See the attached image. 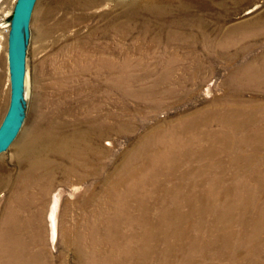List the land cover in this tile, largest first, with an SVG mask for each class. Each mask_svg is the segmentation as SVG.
I'll return each mask as SVG.
<instances>
[{"label": "rangeland", "instance_id": "obj_1", "mask_svg": "<svg viewBox=\"0 0 264 264\" xmlns=\"http://www.w3.org/2000/svg\"><path fill=\"white\" fill-rule=\"evenodd\" d=\"M15 2L0 0V123ZM263 22L264 0H38L27 116L0 153L13 180H0V223L12 209L30 263L264 264V87L244 78L263 62ZM234 28L239 48L216 54ZM191 116L201 127L177 146L143 148Z\"/></svg>", "mask_w": 264, "mask_h": 264}, {"label": "bare ground", "instance_id": "obj_2", "mask_svg": "<svg viewBox=\"0 0 264 264\" xmlns=\"http://www.w3.org/2000/svg\"><path fill=\"white\" fill-rule=\"evenodd\" d=\"M159 7V6H158ZM263 24H264V22H263ZM7 25H9V23H7ZM238 27V26H237ZM264 28V27H263ZM9 29V27H7V30ZM260 30V29H259ZM263 29H261V31H262ZM253 33V32H252ZM207 34V33H206ZM207 36H208V38H210V34H207ZM247 36V35H246ZM257 36V35H256ZM206 40H208V39H206ZM209 41V40H208ZM240 41H241V36H240V33H239V28L238 29H236V28H234V29H232V30H230L229 31V34H228V36L226 37V38H222V41L221 42H216L217 43V45H216V48L217 49H215V51H216V54H218V55H224V54H226V53H228L229 51H231V50H233V51H235V50H237L239 47V44H240ZM204 42H206V41H204ZM210 42V41H209ZM264 57V56H263ZM262 63H260V64H257V65H255V66H253V67H250L249 69H248V74H246V75H244V78L246 79V80H254V78H255V85H261L262 87H264V58L262 59ZM197 70H202V68H198ZM237 74L236 73H234L233 74V77H232V81H234V86H235V84H236V80H237ZM0 80H1V76H0ZM231 83H233V82H231ZM232 85V84H231ZM233 86V87H234ZM236 87V86H235ZM2 90V89H1ZM8 91V90H7ZM1 94V93H0ZM2 97H3V95H2ZM1 98V97H0ZM5 98H6V92H5ZM7 98H8V92H7ZM26 99H27V101H28V73H27V78H26ZM6 101H7V99H6ZM236 108V107H235ZM225 109V108H224ZM230 109V108H229ZM232 109V108H231ZM226 110V109H225ZM235 110V109H234ZM238 110V109H237ZM212 111V110H211ZM210 111V112H211ZM215 111H216V109H215ZM229 111V110H228ZM207 112V111H206ZM214 112V111H213ZM227 112V111H226ZM235 112V111H234ZM209 113V112H208ZM223 113V112H222ZM224 114V113H223ZM234 114V113H233ZM232 114V115H233ZM235 114H237V113H235ZM226 115V114H225ZM222 117V116H221ZM199 118V117H198ZM198 118H196L195 116H191V117H188V118H186L185 120H180V121H178L175 125H173V127L172 128H170L169 127V129L167 128V130H160L159 132H157L156 134L153 132L151 135H150V137L149 138H153V139H155V141L154 142H156V144H155V146L154 147H152V144L148 141V142H146V144L143 146V148H146V150H149L150 151V153H152V154H154L155 155V153H154V151L155 150H159V148L161 149V148H163L164 147V149H165V146H173L174 144H175V146H177L176 145V142H178V141H180L181 140V138L189 131V128L191 129V127L193 126V124H194V122H195V124H196V126H198V127H201L200 125H198L199 123H201L202 122V120L201 119H198ZM227 118V117H226ZM226 118H224V119H221L222 121H225V120H227ZM206 119V123L204 122L203 123V125H208V127L207 128H210L211 127V124H212V119L211 118H205ZM204 120V119H203ZM194 121V122H193ZM235 123V122H234ZM236 125V124H235ZM237 127V126H236ZM197 128V127H196ZM206 128V129H207ZM160 129H162V128H160ZM157 130H158V128H157ZM198 130V129H197ZM156 131V130H155ZM198 133V132H197ZM191 134V133H190ZM148 135V136H149ZM193 135V134H192ZM193 137V136H192ZM191 137V138H192ZM35 138H36V133H34V135L32 134V136H31V139H30V141L28 142V144L26 145H24V147L22 148V150L24 149V148H26L27 146L28 147H31L32 145H33V143H34V140H35ZM147 138V137H146ZM144 139V138H143ZM148 139V138H147ZM152 139V140H153ZM166 139V140H165ZM184 139H185V137H184ZM143 142V141H142ZM152 142V141H151ZM150 143V144H149ZM153 143V142H152ZM183 143V142H182ZM140 144H143V143H140ZM179 145V144H178ZM188 145H189V143H188ZM187 145V146H188ZM139 146H141V145H139ZM182 146H183V144H182ZM186 147V146H185ZM141 148V147H140ZM179 148V147H178ZM180 149V148H179ZM184 149V148H183ZM143 150V149H142ZM141 150V151H142ZM177 150V149H176ZM145 151V150H144ZM163 151V150H162ZM165 151H167V150H165ZM29 152H30V150L29 149H27L23 154L21 153V156L20 157H22L23 159H26L27 158V155L29 154ZM137 152H140V150H138ZM157 152V151H156ZM161 152V151H160ZM168 152V151H167ZM166 152V153H167ZM180 152H181V150H180ZM159 153V152H158ZM175 153V152H174ZM173 153V154H174ZM172 154V153H171ZM183 154V153H182ZM161 155V154H160ZM143 156V155H142ZM169 156H171V155H169ZM141 157V156H140ZM137 158H139V157H137ZM170 158V157H169ZM164 159V158H163ZM165 160H166V158H165ZM163 162H164V160H163ZM166 162V161H165ZM155 162L153 161V164H154ZM146 166V165H145ZM156 170V169H155ZM141 170H139V169H132L131 171L130 170H128L127 171V174L128 175H130L131 177L132 176H137V177H140L141 176V174H142V171L140 172ZM138 175H140V176H138ZM135 176V177H136ZM144 176H147V175H144ZM137 177H136V181H137ZM3 183H9V182H11V181H13L12 180V178H11V175H10V178H1L0 179ZM5 180H9V181H5ZM118 180H122V181H125V177H115L113 180H112V182L110 183V185L112 186V188L114 189V188H117V187H115L116 186V184H118L117 182H118ZM130 180V179H129ZM131 182H133V184H131V185H137V183H138V181L136 182L135 180H130ZM119 182H121V181H119ZM122 183V182H121ZM2 185V183H0V186ZM12 185H14L13 183H12ZM139 186V185H138ZM140 187V186H139ZM19 188V187H18ZM17 188V189H18ZM133 188H134V186H133ZM137 189V188H136ZM142 189V188H141ZM21 190V189H20ZM134 189H132V191H133ZM143 190H144V188H143ZM127 191L128 192H130L131 191V188H128L127 189ZM136 191V190H135ZM17 192L18 191H16V194H17ZM139 192V191H138ZM22 192H19V196H20V194H21ZM131 193V192H130ZM129 193V194H130ZM147 193V192H146ZM146 193L144 194L145 196H146ZM245 193V192H244ZM14 194H15V192H14ZM137 194V193H136ZM134 195V194H133ZM140 195V197H137V198H140V199H146L145 197H144V195H142V194H139ZM248 195V194H247ZM246 195V196H247ZM123 194H116V193H113V197L114 198H116V199H114V205H116V204H120V202L118 201L119 199H121V200H123ZM127 196H128V194H127ZM131 196V195H130ZM129 196V197H130ZM202 196H203V194H202ZM134 197V196H133ZM136 197V196H135ZM148 197V196H147ZM196 197V196H195ZM136 198V199H137ZM149 199V198H148ZM151 199V198H150ZM198 199V198H197ZM206 199V198H205ZM189 200V199H188ZM14 201V200H13ZM17 201H20L21 203H22V201H21V198L19 197V198H17L14 202H17ZM191 201V200H190ZM144 202H142L141 204H143ZM189 203V202H188ZM125 204V203H124ZM124 204H121L122 206L124 205ZM245 205V204H244ZM128 206H130V204H128ZM127 206V207H128ZM143 206V205H142ZM124 207V206H123ZM195 207V206H194ZM201 207V206H200ZM226 207V206H225ZM224 207V208H225ZM122 208V207H121ZM144 208H146V205L144 206ZM208 208V207H207ZM117 209V208H116ZM126 209H128V208H126ZM125 209V210H126ZM165 210V209H164ZM225 210V209H224ZM227 210V209H226ZM112 211V210H111ZM113 211H115L114 209H113ZM117 211V210H116ZM263 211V210H262ZM167 211L165 210L164 211V213H166ZM164 213H162V214H164ZM107 214V216L106 217H109V215L108 214H111L110 212H108V213H106ZM118 214H120V212L118 213ZM116 216V215H115ZM114 216V217H115ZM149 217V216H148ZM110 218H113L112 217V214L110 215V217H109V219ZM117 218V217H116ZM114 220V219H113ZM118 220V219H117ZM130 220V219H129ZM109 221V220H108ZM115 221V220H114ZM131 221H132V219H131ZM146 221V220H145ZM145 221L142 223V225H144V223H145ZM55 222V221H54ZM113 222V221H112ZM118 222V221H117ZM114 223V222H113ZM93 223H89L88 224V229L89 230H95V227L92 225ZM19 225V223H18V217H17V215L13 212V210L11 209L9 212H7V214H6V216H5V218L3 219V220H1V223H0V248H1V252H2V254H0L1 255V257H0V264H20V263H22V260L24 261H26V263L27 264H33V263H30V261L32 260V259H34L35 257L34 256H32L33 254H31L30 256H26L27 255V251H28V249H27V246H29V244L27 243V242H24L23 241V239H22V227H20V225ZM114 225V224H113ZM7 226H8V228H7ZM55 226V228H54V235H53V238L55 239V237H56V231H57V227H56V225H54ZM3 232H6V234L5 233H3ZM89 234H91V233H89ZM81 235V236H80ZM91 236V235H90ZM82 237L84 238V239H82ZM77 240L78 241H80L82 244H85V246H86V249H84L85 251H88L89 253H91L90 251L92 250V249H90L89 247H88V242L91 240V238L89 239V236L87 235V234H83L82 232H80L79 234H78V238H77ZM77 240H76V242H77ZM86 240V243L84 242ZM245 242H246V240H245ZM77 243H79V242H77ZM247 243V242H246ZM80 244V243H79ZM88 244V245H87ZM91 244V243H90ZM247 245V244H246ZM249 245V244H248ZM84 246V245H83ZM112 246V245H111ZM114 246V245H113ZM9 258V259H8ZM88 258V257H87ZM90 260H92V258H90L89 260H87V261H85V262H90ZM26 263H24V264H26ZM36 263V262H35Z\"/></svg>", "mask_w": 264, "mask_h": 264}, {"label": "water", "instance_id": "obj_3", "mask_svg": "<svg viewBox=\"0 0 264 264\" xmlns=\"http://www.w3.org/2000/svg\"><path fill=\"white\" fill-rule=\"evenodd\" d=\"M37 2L38 0H16L7 25L11 94L9 106L0 123V153L7 151L18 137L27 116V56Z\"/></svg>", "mask_w": 264, "mask_h": 264}]
</instances>
